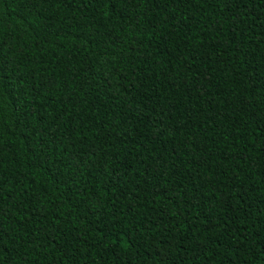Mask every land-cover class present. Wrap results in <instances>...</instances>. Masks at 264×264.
<instances>
[{"label":"trees","instance_id":"1","mask_svg":"<svg viewBox=\"0 0 264 264\" xmlns=\"http://www.w3.org/2000/svg\"><path fill=\"white\" fill-rule=\"evenodd\" d=\"M0 264H264V0H0Z\"/></svg>","mask_w":264,"mask_h":264}]
</instances>
